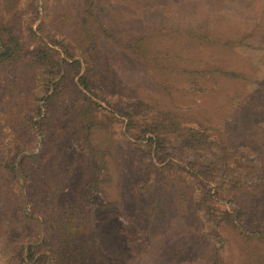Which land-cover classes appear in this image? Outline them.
Returning <instances> with one entry per match:
<instances>
[{
	"label": "rangeland",
	"instance_id": "1",
	"mask_svg": "<svg viewBox=\"0 0 264 264\" xmlns=\"http://www.w3.org/2000/svg\"><path fill=\"white\" fill-rule=\"evenodd\" d=\"M9 31L0 264L69 213L79 264H264V0H0Z\"/></svg>",
	"mask_w": 264,
	"mask_h": 264
},
{
	"label": "trees",
	"instance_id": "2",
	"mask_svg": "<svg viewBox=\"0 0 264 264\" xmlns=\"http://www.w3.org/2000/svg\"><path fill=\"white\" fill-rule=\"evenodd\" d=\"M107 33L108 35L114 37V33L108 29ZM118 40V39H117ZM26 53V52H25ZM24 49L22 47V43L19 39V36L15 34L13 31H9L8 36L5 38L2 36L0 32V65L4 63H13L17 60H24L25 56ZM38 59H42V63H45V61L50 62L51 59L47 58L46 54H38ZM37 61V60H36ZM34 62H32L33 64ZM43 65V64H42ZM83 79V78H82ZM84 85L88 89L91 90V87L89 85L88 80L84 81ZM180 130V129H179ZM180 132H182L180 130ZM197 131L188 130L186 133H182L183 136H185L184 141L187 143H193L197 136ZM154 143L157 144V148L160 151H165V144H164V138L160 137V135L156 136V139H154ZM99 154L101 151L98 152ZM106 160L104 157H101V165L99 166L100 169H104V167L107 166ZM99 165V162H98ZM97 165V166H98ZM102 167V168H101ZM143 171V170H139ZM90 182V181H89ZM92 185V184H91ZM90 184L87 183L85 186V190L90 189ZM93 186V187H92ZM91 187L93 189H97L100 187L99 181L96 180L94 184ZM77 213H69L66 215V217H63L61 220V231L62 235L58 237V243L54 246V251H50L48 254L46 252H43L36 255V249L37 245L39 244H30L27 248V259L28 261H34L35 264H79L80 260H78L74 253L76 254V251L83 247L84 245V238L79 237L78 234H76L73 230L75 223L77 222ZM218 261V258L216 262ZM219 262V261H218Z\"/></svg>",
	"mask_w": 264,
	"mask_h": 264
}]
</instances>
